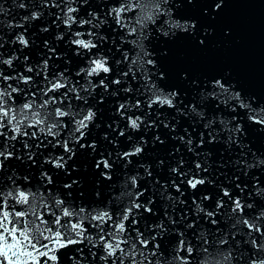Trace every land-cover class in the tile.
<instances>
[{
	"label": "water",
	"instance_id": "95a60500",
	"mask_svg": "<svg viewBox=\"0 0 264 264\" xmlns=\"http://www.w3.org/2000/svg\"><path fill=\"white\" fill-rule=\"evenodd\" d=\"M128 2L138 3L141 7L148 3L149 9L155 7L151 0H0V75L11 77L0 78V91H11L9 85L20 90L12 92L8 107L13 109L18 121H23L21 132H27L28 128L35 132V128L41 129L44 126H29L32 120H24L20 111L24 103L34 99L39 109L45 99L55 97L57 104L50 105L47 110L54 112L56 107H62V110L70 111L71 114L66 118L72 123L75 119H82L89 111L93 112L92 110L101 112L107 118L109 112L116 114L111 116L114 122L105 130L111 138L110 146L114 141H120V144L123 142L116 148L112 146L119 155L114 157L117 161L109 167V178H105L102 173L106 170L101 164L97 167L94 165L95 161L89 156V148H80L81 143H87L94 138L92 133H88L90 131L86 132L85 137L80 133L68 135L70 145L67 147L73 146L72 157L65 153V143L62 142L52 148L50 145L43 147L42 151H39L41 155L37 153L30 157L27 150L30 148L29 152H32L29 144L31 141L24 143L25 135L14 131L13 125L7 123L9 118L5 120V127L0 129V139H4V134L10 130L15 137L9 145L12 156H0V166L5 165L9 170L7 175H0V193L3 194L0 195V217L7 212L10 221H20L30 215L33 227L40 231L30 234H41V226L45 222L55 234L58 229L61 233L64 232L60 227L64 220V211L61 212V208L68 205V198L78 203L73 208L75 213H80L84 207L95 210L94 215L84 222L85 224H81L82 236H77L72 229L75 222L67 228L62 239L66 241L71 235H75L73 240L81 241L78 245L81 247L77 251L73 250L76 245L66 248L69 250L61 249L60 260L67 261L70 253L84 258L86 248L82 245V240H86L88 228L92 231L99 228L110 231L112 218L115 221V211L128 210L129 202L133 199L130 196L133 186L128 182L134 177L136 167H142L140 162L147 152L157 155L152 159L157 165L154 176H165L164 185L174 186L176 189L169 190L173 196L170 206L172 211L164 216L166 220H175L171 230H167L166 238H162L165 236L162 235L159 240L155 231L159 225V201L155 200L151 204L152 211L148 213L136 208L135 204L131 206L129 219L145 221L141 225L144 232L142 238L149 241L148 247H144L137 237L136 240L141 245L139 250H133L130 244L127 245V251L139 254L138 262L148 260L147 264H155L154 260H159V253L167 258L177 253L163 248L164 242L183 250L184 247L177 246L175 242L185 235L186 238H181L179 242L190 243L192 234L196 236L195 232H198L196 223L207 224V218L218 219V213L211 217L208 213L218 212L216 210L220 209V203L223 208L226 206L224 204L230 201L234 203L239 199L240 203L245 205L244 213H247V205L255 203L262 205L264 210V0H224L217 12L208 8L207 15L201 12V8L210 4L211 0H193L191 4L187 3V0H161L162 10L154 14L153 21L145 22L143 26L135 23L142 15L140 8H137L121 14L124 24L121 27L109 13L119 3ZM21 4L25 7L21 8ZM69 8L76 9L71 15L77 22L71 25L66 23ZM87 20H91V23H80ZM193 23L196 24L195 29L192 28ZM131 28L137 29L135 34L130 33ZM205 29L207 35L204 34ZM20 35L28 41L27 46L17 39ZM78 39L91 41L96 47H79L74 43ZM200 39L205 40L204 45L198 43ZM89 56L91 58L86 63ZM101 57L107 58L108 67L112 71L87 75L90 81H85L80 70H89L91 62ZM149 59L154 60L155 65L142 63ZM6 60H11V65L2 63ZM29 68L31 71H28ZM120 68H124V73L118 71ZM160 71L166 73L163 80L160 79ZM25 77L31 78L27 84L24 82ZM213 78L226 82L229 89L227 95H220L218 98L208 96L213 89ZM116 80L120 83H114ZM53 83L63 84L64 87L48 92L47 96L43 95L46 89L52 88ZM173 91L177 93L174 99L175 107H169L167 104L149 106L157 95L167 96ZM109 92H114L117 96L113 95L107 101ZM237 93L239 98L233 99ZM86 94L92 96L83 103ZM78 95L80 99H77ZM100 98L103 99L99 101ZM124 99H127L130 106L132 104L135 107L134 113L127 112L124 108L121 109V114L117 113V101ZM93 103H97L94 104L95 108ZM69 104L77 105L69 110ZM136 104L139 106L136 107ZM230 104H233L234 109L228 107ZM176 112L178 115H175ZM152 114L153 119H149ZM96 120L103 122L100 118ZM133 120L137 121L139 127H132ZM238 127L240 131H237ZM46 131L47 129L39 130ZM63 136L62 133L51 135V140L56 142L59 138H65ZM185 140L189 141L190 145L184 144ZM97 141L102 140L97 138ZM135 143L140 144L143 152L140 151V154L134 157L126 156L127 146H133ZM105 145L100 143L95 148L98 151L103 150ZM98 153L91 156L95 157ZM47 155V161L42 160V156ZM100 157L101 155H97L95 159ZM58 162L63 166L57 167ZM132 163L136 164L135 169ZM176 166V172L172 171V167ZM194 179L203 180L204 184H197L198 186L192 188L189 181ZM65 183H69L68 187ZM147 186L148 183L141 179L135 191ZM189 186L192 190H189ZM10 191L17 195L18 191H24L29 195V202L17 203L8 197ZM225 192L228 193L226 196ZM40 195L48 200L42 209L38 208L37 203H33ZM110 196L112 198L109 202L107 199ZM194 196L198 200L197 206L189 208L190 204L186 203H190ZM51 199L53 201H50ZM58 200L63 202L59 206L56 203ZM165 206L168 207V204ZM106 210L112 218H106L103 227H100L95 217ZM17 212H24L25 215L17 217ZM74 216L79 218L80 223L87 217V213L84 210L80 215ZM232 216L236 218L233 228L229 219L231 216H228L226 229L224 228L227 235L219 227L217 236L227 241L225 250L235 243L236 238L241 239L238 243L244 248L239 253L230 250L227 252V259H218V262L251 264L249 258L254 259L257 255L252 241L264 246V236L238 224L239 213H232ZM260 216L259 211L249 218L244 214L243 218L250 222L253 220L259 225L264 224V218L257 219ZM56 220L60 221V225L55 223ZM154 222V230H150ZM238 227H241L244 233L239 234L240 231H236ZM245 229L247 231H244ZM130 231L129 235L136 234V228H131ZM261 231H264V225L261 226ZM232 232H236L235 236L230 234ZM4 236L5 240L0 241L2 247L7 242H13L11 236ZM247 237L254 240L250 241ZM17 238L23 240L19 235ZM43 251L45 249L39 248V252ZM259 255L264 256V252ZM41 256L46 259L45 255ZM50 262L53 263V260L50 259ZM6 263V257L0 256V264ZM75 264H83L82 259Z\"/></svg>",
	"mask_w": 264,
	"mask_h": 264
},
{
	"label": "snow or ice",
	"instance_id": "6c2138e0",
	"mask_svg": "<svg viewBox=\"0 0 264 264\" xmlns=\"http://www.w3.org/2000/svg\"><path fill=\"white\" fill-rule=\"evenodd\" d=\"M192 2H193V0H187V3H189V4H191ZM151 3L155 5V7L151 8V9H149L148 3H144L142 7L138 3H131V2L119 3L118 6L112 8L109 15H113L115 20H116V23L118 25H120L121 27H123L124 24H123L122 19H121V14L136 10L137 8H140L142 15H141L140 19H138L135 23L143 26V24L145 22L153 21L154 20V14L160 13L162 10L161 0H151ZM223 3H224V0H211L210 4H206L204 7L201 8V12L203 14L207 15L206 10L208 8H211V9H213L214 12H217L222 7ZM20 7L23 8V7H25V5L21 4ZM75 11H76V9H73V8L68 9V16H67L66 23H68L69 25H71L74 22H77L75 20V18L71 15V13H73ZM146 12H148L150 14H143ZM93 15H95V14H93ZM80 23H91V20L81 21ZM8 26L12 27L14 25H8ZM93 26L95 27V25H93ZM176 26L179 27V25H176ZM192 28L193 29L196 28L195 23L192 24ZM136 31H137L136 28L130 29L131 34H135ZM204 34L207 35V29L204 30ZM77 35L82 36L83 34L77 33ZM89 35H92V34L89 33ZM141 37H142V33H141ZM17 39L19 40L20 43L27 46L28 41L24 39L23 35L18 36ZM74 43L76 45H78L79 47H82L85 49H92V48L96 47V45L94 43H92L91 41L86 42L83 39L75 40ZM198 43L200 45H204L205 40L200 39L198 41ZM125 58H127V54H125ZM2 63H6L8 65H11L12 61L6 60V61H2ZM133 63H135V61H133ZM142 63L155 65V61L151 60V59L146 60V61H142ZM28 71H31V69L29 68ZM81 71H87L88 76H93V75H99L101 72L109 73L112 71V69L110 67H108L107 58L101 57L99 59H94L91 62V67L89 70L81 69ZM125 75H127V73H125ZM159 76H160V79L163 80L166 77V73L163 71H160ZM0 78L11 79V77H3L2 75H0ZM30 79H31L30 77H25L24 82L27 84ZM114 83L118 84V83H120V81L116 80V81H114ZM101 84H103V80H101ZM62 87H64L63 84L53 83L52 88L46 89L45 92L43 93V95L47 96L48 92L54 91V90L62 88ZM105 87H107V86L105 85ZM9 89H11V91H9L7 93L0 91V129L5 127V120H6V118H9V119H7V123L13 125L14 131L17 134L27 135L28 134L27 132H21V126L23 124V121H18L17 116L13 114V109L8 107L9 101L12 100V92H18L20 90L11 88V85H9ZM216 89H219L220 91L217 92ZM228 91H229V89H228V87H226V82H222L219 79L213 78V89L211 92L208 93V96L218 98L220 95H227ZM64 95L66 97L67 93H65ZM34 96H35V93H33V97ZM176 96H177V93L175 91L169 93L167 96H164L163 94L157 95L154 100H151L149 106H151V104H160L161 106L167 104L169 107H175L174 99L176 98ZM6 97H7V99H6ZM238 98H239V94L237 93L236 96L233 97V99H238ZM77 99H80L79 95L77 96ZM55 104H57L56 98L55 97H49L48 99H45L43 101V103L39 105V109H37V105L35 103V100L31 99V100H28L27 102L24 103L23 109H21L20 111L24 117V120H29V119L32 120V124L29 125L30 127H36L39 125H44V128L40 129L41 131H44L45 129H47V134L57 135V132L55 130L63 123V118L66 116H69L71 113H70V111L62 110V107H56L54 112L47 110L50 105H55ZM121 107H123V105H121ZM72 115H75V114H72ZM93 116H94V113L89 111L87 113V115H83V118L81 120H79V122H78L79 126L77 127L76 130L78 132H80L81 136H83L82 129L87 127V121H90L93 118ZM49 122H51V126H49ZM132 127H139L136 120L132 121ZM237 131H240L239 127L237 128ZM0 135H2V133H0ZM32 135L35 136L36 133L33 132ZM12 139H15V137H12ZM64 147H65L66 151H70V149L67 147L66 143H65ZM140 151H141L140 148L135 149V152H137V153ZM131 154H134V153H125L126 156L131 155ZM11 155H12V153L9 152L5 158L10 157ZM0 156H5V153L0 152ZM0 164H2V162H0ZM56 166L62 167L63 165L58 162L56 164ZM97 166H99V165H97ZM104 166L106 168L110 167V165L106 161L104 162ZM197 167H199V165ZM25 179H27V177H25ZM48 179H49V183H50L51 178L49 177ZM132 179H133V183H135V177H133ZM203 183H204L203 180H195L194 179V180L189 181V184L192 188H195L197 186V184H203ZM66 187H68V185H66ZM227 194L228 193L225 192V195H227ZM0 195H3V194L0 193ZM7 195H8V197H11L12 199L16 200L17 203L26 204L29 202V195L26 194L24 191H18V195L14 194L13 192L10 191V192H8ZM56 203L59 206L63 202L58 200ZM234 204H235V207L233 208V213H239L242 217L240 220L237 221V223L246 226L248 229L251 230V232H260L261 235L264 236V231H261V225L254 223V222H250L248 219L243 218L245 205H242L240 203L239 199L234 201ZM134 206L136 208L142 207V205H140V204H135ZM222 206H223L222 203L218 204V207H222ZM247 207L251 208L252 205H247ZM146 210L149 212L151 211L150 208H148ZM83 212H84V209H81L80 213H83ZM80 213H75V214L80 215ZM131 213H132V207H129L128 210L123 215V220H128L129 215ZM72 214L73 213H71L67 210H65L63 213V215H65V216H69ZM15 215L17 217H22L25 215V213L24 212H17V213H15ZM208 215L211 217V216H214V213H208ZM105 218L111 219V216L105 212V213L95 217V219L100 220V221H104ZM260 218H264V213H261V216L258 217L257 219H260ZM9 223L12 224V227H8ZM19 223H20V221H18V220L17 221H10L9 220V213H7V212H4L2 217H0V241L5 240V236H4L5 233H7L9 236H11L12 240H13L12 243H5L3 245V247H0V256L7 257L8 256V250L24 248L25 250L19 251V253L13 252L12 256L16 257L19 254L21 256L31 257L32 252H29L26 250L27 245H31L34 251H39L36 248V243H39V240H36V243H33V239L30 238L29 232H30L31 225L25 224L23 227V230H19L16 227V225ZM55 223L57 225H60L59 220H56ZM133 223H135V221H133ZM212 223L215 224L216 221L213 219ZM60 227H63V225H60ZM72 229L75 231V234L77 236L83 235V229H82L81 224H73ZM36 231H39V229L37 228ZM47 231L49 233H51V229H47ZM124 232H125V226H124L123 222H121V224L119 225V227L117 229V233L123 234ZM17 234L19 235V237H22L23 240L18 239ZM41 235H43V233H41ZM63 235H64V233H61L58 229L55 233L54 238L51 236L45 237V239H48L50 241V243L54 246L51 249V251H55V247H65L67 244H76V243L81 242L79 240H73V239H68L66 241L62 240ZM138 236L141 237L139 240V243L141 245H143L144 247H148L149 241L142 238L143 233H138ZM101 240L103 241V243L106 246L107 256L116 257V259L113 260V264H117V261H119V264H124V258H127L129 255H132V257H133L132 264H136V261L134 259V255H135L134 251L130 254V253L126 252L124 249H121V247H120V243L127 244V243H129L128 241L125 240V241L113 243V242H110L108 240H105L103 236H101ZM220 243L225 244V243H227V241L221 240ZM252 243H253L254 247L257 249V255H256V258H254V259L251 257L249 258V259H251V264H264V256L259 255V253L264 252V246L257 244L256 241H252ZM183 244H184V242L181 241V246H183ZM205 244H207L206 240H205ZM41 247L44 249H47L48 245H41ZM156 247L158 248L159 245H157ZM135 248H136V243L132 242V249L134 250ZM118 251L120 252L119 257L116 256ZM187 251L189 254H191L193 251L192 247L189 246ZM205 252H207V248H205ZM39 254L47 256L48 251L39 252ZM141 255H142V253H141ZM49 258L53 261L56 260L55 255H51ZM226 259H227V257H226ZM8 264H19V261H15L13 259H8ZM45 264H46V262H45Z\"/></svg>",
	"mask_w": 264,
	"mask_h": 264
}]
</instances>
